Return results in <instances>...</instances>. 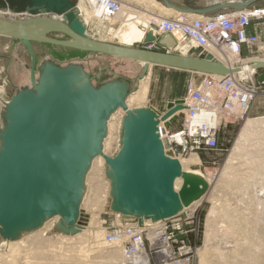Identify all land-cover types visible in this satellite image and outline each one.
<instances>
[{"label":"water","instance_id":"obj_1","mask_svg":"<svg viewBox=\"0 0 264 264\" xmlns=\"http://www.w3.org/2000/svg\"><path fill=\"white\" fill-rule=\"evenodd\" d=\"M181 13L203 14L230 4L207 8L184 2L160 0ZM256 0L232 6L238 9ZM78 0H0V37L19 42L29 56V84L15 86L0 110V246L41 229L53 218L57 234L75 235L86 225L82 208L86 176L94 158L104 160L109 182V209L123 218L158 220L177 215L205 196L208 182L182 169L180 162L165 153L158 133L157 113L152 108L129 109L128 80L112 78L92 83L90 71L81 63H58L53 58L38 61L35 42L83 50L141 65L140 80L148 65L213 75L236 71L216 60L209 52L174 53L175 40L164 33L157 45L169 52L146 50L125 41L114 44L94 40L79 24ZM25 14L14 18L4 13ZM3 13V14H2ZM54 16H63L56 20ZM61 34L66 40L49 38ZM154 40L147 29L143 42ZM140 42V41H139ZM138 43V42H137ZM136 44V43H135ZM255 68L264 62L253 63ZM95 76L106 78L104 70ZM182 100L168 101L161 120L183 108ZM118 109L124 110L118 130V149L103 152L107 123ZM180 180L179 188L175 181Z\"/></svg>","mask_w":264,"mask_h":264},{"label":"rangeland","instance_id":"obj_2","mask_svg":"<svg viewBox=\"0 0 264 264\" xmlns=\"http://www.w3.org/2000/svg\"><path fill=\"white\" fill-rule=\"evenodd\" d=\"M122 1L128 3L132 2L131 4H135V1L132 0L131 1L122 0ZM156 1L161 3L160 0H156ZM179 1L184 2L186 6H190V7H194V6L196 7L198 4L203 3L202 0H177L176 2ZM226 3H228V0L225 1V4ZM141 5H138V7ZM155 5L154 7H150L149 10H152L154 12L153 13L154 15H157L158 14L157 12L161 14V12L163 11L162 10L159 11L160 5L158 4ZM139 8H143V5L142 7ZM196 8H203V7L198 6ZM75 11L77 12V9ZM78 16L82 18L81 12L79 10H78ZM162 16L172 17L173 14L169 13L167 14V16L166 15H162ZM253 22L256 26H253L251 29H249V31L247 28V32L256 34L258 36L259 39L258 46L262 50H258L257 45L256 46L243 45L241 46L239 53L235 54V56H232V54H227V55L224 54L229 62L234 63L236 59L239 61H246L248 58L256 55L257 53L264 54V23L255 22V21ZM110 23H111V17L106 18L103 24H100V28H98L95 22L91 24L92 25L91 28H93L95 32L98 33V35L103 39L101 41L117 43L116 38H112V37L109 38ZM97 28L99 29L98 31L96 30ZM113 29H114V24H112V30ZM87 32L90 35L88 29ZM48 37L57 40H66V38L61 34H50L48 35ZM94 37L95 39L97 38V36ZM12 43L13 41L11 39L0 37V86H4V91L0 93V110L2 109L3 102L9 100V98L14 93L15 86L18 85L20 86V84L21 85L29 84L28 70L25 66V65H29V56L25 48L19 42H15L14 48L11 49ZM135 43L137 42H134V45H137ZM33 45L38 61H41L42 59L49 57L55 59L60 64H65L67 62H77L83 64L86 71H90L92 76V83L94 85H99L103 83L105 80L112 78H123L128 80L130 83L131 89L129 94L134 92L135 89L137 88V84L139 81L138 75L140 74L141 71V64L135 61L114 58L110 56L93 54V53H87L82 56L73 55L72 49H67L54 45H47L39 42H35ZM95 70H104L107 75L106 78L104 80L97 78L95 76ZM147 73H149V77H150L149 91L145 102L140 107H152L155 110H159L160 108L165 107L168 101H173L176 99L183 98V96L187 92V88L190 80H193L195 84H198L200 79L199 76L193 75L187 71L169 69L159 66H151L147 68L145 74ZM257 97L258 98L252 104V107L249 113L247 114V116H244V118H242L241 120H234L231 118L221 119V122L219 124L217 147L212 150H201L192 153V154H196L200 161L197 165L192 166L191 169L196 170L202 173L203 175L217 176L216 179H218V175L221 173L222 168L225 166V163L227 162L226 159H228V156L231 153L230 152L231 148L233 147L237 139L238 133L241 127L243 126L245 120L248 117L255 118L258 116H264V96L259 95ZM162 110L165 111V109ZM122 115H124V113H122V111L119 110L117 113H115L114 117L112 118V123H113L112 130L110 132V137L106 145L107 155L115 154L118 149V130ZM182 121H183V115L180 114L178 117L173 118L170 122H168L167 125H170V129L173 130L178 128L179 123H181ZM247 144H248L247 145L248 152H249V148L250 151L253 150L256 152L257 150H259V147H262L263 153L258 154V156L264 157V135H262L261 138L260 137L251 138L247 142ZM254 154L257 155L256 153ZM187 156L188 154L185 157ZM234 166L236 167V169H229L227 174L236 176L231 178H239V179H233L234 183L232 184L228 182L230 180H228L225 183L226 181L225 178L215 182L211 181V185L207 195H205L204 198L198 204L190 206L189 214L186 215L182 214L180 216V220H181L180 229L175 234L174 239H172L174 253L176 256H178L179 250L182 246L188 247L190 251L186 254V256L180 255L174 261H178L185 257H189V260L192 261L191 264H198L199 261L198 255L200 251L202 252V250L206 248L208 250L210 249L209 254L211 253L210 257L213 263L215 264L223 263L222 260H220V258L217 255L219 250L221 251L223 250L222 252L228 255L227 258L229 260L228 262L231 263L232 259L236 258V257H232V252H233L231 250L232 248L238 251L239 256H237L238 258H236L235 260L238 263L252 264L251 260L256 259L254 264H264V261L262 262V260H264V225H263L264 196L262 195L264 190L261 191L259 189L260 185L264 186V169H260L259 167L256 166L255 163H251L250 160L247 161L246 165H241V167L240 165L237 164ZM102 168L103 165L97 166L94 171H92L93 168L92 169L90 168V171H92V173L90 174V178L91 176L93 178H91L87 182V187L88 186L89 187L85 195L86 198L85 203L87 202V197L89 198L92 196V192H93L92 188L94 186L93 183L96 182L95 176L97 175V178L100 176L102 182H105L106 180L102 175L103 174ZM251 170H255L256 174H251V177H247L248 175H250ZM88 202L86 204L84 203L83 205V209H86V211H88L87 208ZM213 203H215V206L218 207V210L223 208L221 210L226 209L227 211H229V212H227L226 210L225 212L222 211L225 213V215H227L228 213L230 214L227 217L224 216V218L225 217L229 218L230 216V218L232 217V219H228L229 223L227 224L226 218L225 220H223V216H220V219H218L219 218L218 216L217 217L218 230L217 229L214 230L213 232L214 234L211 236V239L206 244L204 239L205 230H206L205 227L206 217ZM224 206L226 208H224ZM103 211L106 212L109 211V209L106 208ZM101 212H97V214L99 220L103 221V222L101 221V226L103 227V229H101L103 232L102 233V240H103V234L106 231L105 228L109 227L110 230L111 228L110 222L116 224L117 219L113 218L111 214L105 215V214H101ZM221 218L223 222H221L222 221ZM55 222H56V218H53L52 220L47 222L48 224L42 230V232L35 231L31 234L24 235L22 238H20L19 240H24L23 241L24 244L22 245L20 244L16 246L17 250L15 249L16 251V252L14 251L15 254L14 252H12L13 253L12 255H14L13 264H33V263L34 264H58V263L64 264L69 262L68 261L69 259L67 258L68 255L84 257V259H86L85 264H106V258L109 259V256L107 255L109 254V252H105V251H109L111 250V248L118 249L119 251V252L117 251L118 253L117 255L119 256L116 259V261L114 260V262H117V264H122V262L124 264H132V262L128 263L125 260H123L122 258L123 254L121 250H119L120 248L116 245L113 246L106 244L105 251L103 250L102 252L100 251L101 253H99L95 250L91 251L90 249L91 246H87L86 245L87 243H81L80 241H74L72 243L71 242L68 243L66 241L67 244H65L64 242L61 243L59 239L60 234L55 233L54 230L52 229V226L54 225ZM225 223L227 225L225 226L226 228L224 227ZM229 224H232L231 225L232 228L228 229ZM218 226L221 227V232L219 229L220 227L218 228ZM222 228H224V230ZM97 229L98 228L92 226L89 228V231H91L92 233ZM225 229H227V232ZM228 230L230 231L228 232ZM85 237L89 239L91 244L92 242H94L93 241L94 238L92 237V235H90V237L86 235ZM181 241H185L186 244L181 246ZM8 249L9 247L8 244L6 243L0 246V256L2 255L0 259H2V257H4L5 255V257H7L9 260L10 251H8ZM229 250L230 252L232 251L231 254H229ZM93 251L94 253L95 252L96 253L95 254L92 253ZM104 253L108 257H106ZM6 254L8 255L6 256ZM245 256H247V258Z\"/></svg>","mask_w":264,"mask_h":264},{"label":"built area","instance_id":"obj_3","mask_svg":"<svg viewBox=\"0 0 264 264\" xmlns=\"http://www.w3.org/2000/svg\"><path fill=\"white\" fill-rule=\"evenodd\" d=\"M243 1L246 0H228L230 6L198 16H189L185 13L173 14L172 17L163 16L166 21L160 24L152 19L154 40L145 43L142 48L169 52V50L156 43L157 38L164 33L171 35L176 42L172 51L181 54L192 53L195 49L209 52L205 45H210L211 47L232 51L235 55L239 53L243 45L258 46V36L248 33L247 28L252 21L264 23V4L259 6L249 5L241 9L232 6ZM99 2H102L105 6H103L104 9L106 8L102 17L105 20L113 17L117 9L115 1L99 0ZM156 29L158 34L155 32ZM179 41H183V44L176 50ZM143 43V40H141L136 44L142 45ZM258 50L262 49L258 46ZM249 59L264 62V54L257 53L247 60ZM234 68H236V73L232 72L228 75L191 73L199 76L200 79L198 84H195L193 80L189 82L187 92L183 96L184 112H182L183 109L177 111V114L175 113L174 116L163 121L161 116L164 111H157L160 121V125L159 123L157 125L158 133L159 136L161 135L160 139L161 137L166 139V147L170 152L185 157L187 154L190 155L197 151L215 149L221 119L241 120L244 116H247L252 104L258 98L257 96H264V66L254 67V70L247 74L238 72V67ZM202 110L209 113V118L212 121L192 122L190 119ZM180 114L183 115V121L179 123L178 130L170 129V125H167V123ZM160 127L162 128L160 129ZM103 177L105 178L104 172ZM87 189L86 183V193ZM189 208L183 209L170 218L156 222L149 220V223L143 222L146 220L136 218H123L120 214L113 213L110 210L103 211L101 214H111L113 218L117 219L116 224L110 222V230L109 227L105 228L103 242L118 246L123 254V260L128 263L133 261L134 254L138 252L139 247L144 245L146 260L142 264H191L192 261L189 260V257L174 261L180 255L186 256L190 251L188 247L182 246L186 244L185 241H181L182 247L178 256L174 253L172 243V239H174L181 226L180 216L189 214ZM154 231L157 232L158 238L152 243L153 250H151L149 248L150 241L145 235ZM137 244L141 245L137 246Z\"/></svg>","mask_w":264,"mask_h":264},{"label":"bare ground","instance_id":"obj_4","mask_svg":"<svg viewBox=\"0 0 264 264\" xmlns=\"http://www.w3.org/2000/svg\"><path fill=\"white\" fill-rule=\"evenodd\" d=\"M113 1H115L114 3L117 4V9L114 12L115 13L114 16L111 17L110 36H109V38L110 37L116 38L117 39V43L116 42H108V41H106L107 43L120 44V43H124L125 41H128L130 43L139 42V41L143 40V38L145 37L147 29L150 28V27L153 28L152 19L155 20L158 24H160L161 22H165L166 21L165 18H162L163 17L162 15H166L167 16V14H169V13H171V14H181V12H178V11L174 10L172 7H167L166 5L160 3V2H158L156 0H132V1H135V4H131L132 2H129V3L128 2H124L122 0H113ZM228 3H226V4H228ZM141 4L143 5V8H139V7H142ZM155 4L160 5L159 6L160 7L159 11L160 10L163 11V12H161V14H159V12H157L158 14L154 15L153 14L154 12L152 10H149L150 7H154ZM138 5H141V6L138 7ZM103 6L104 5L102 4V2H99V0H78L77 7H76L77 10H79L81 12V16H82V18H79V24L82 27H84V29H88V31L90 32L91 37L94 40H98V41H101L103 39L98 35V33L95 32V30L93 28H91L92 27L91 24L93 22H95L97 24L98 28H100V24H103L105 19L102 16H103L104 12L106 11V8L104 9L105 6L104 7ZM4 14H6V16H11V17H14V18L27 17V15H25V14H14V15H12L9 12L8 13H4ZM187 14L189 16L201 15V14H189V13H187ZM158 15H160V16H158ZM54 18L56 20H63V16H54ZM117 21H118V24H116ZM112 24H114V29L113 30H112ZM146 27H148V28L146 29ZM94 28H95V25H94ZM98 28L96 29L97 31L99 30ZM155 32H156V34H158L157 33V29H156ZM94 36H97V38L95 39ZM175 37L177 38V36H175ZM101 42H105V41H101ZM182 44H183V41H179L178 42V46L176 47V50L179 49V47ZM143 45L145 46V43H143L142 45L140 44V45H136V46L142 48ZM205 46H206L207 50L209 51V53L216 60H218L221 63L225 64L229 68L238 67L239 68L238 72H241L243 74L250 73V72H252L254 70L253 63L256 62L257 59H249L247 61H239V60H237L235 58L236 61L234 63H231V62H229L227 60V58L225 57L224 54H226V55L227 54H232V56H235L232 53V51H230L231 52L230 53L229 51L227 52L224 48H219L218 49L217 47H211L210 45H205ZM33 47H34V45H33ZM143 49H144V47H143ZM222 51L226 52V53H223ZM139 64L142 65L143 63H139ZM151 66H154V65L150 64V65H148L147 68H149ZM189 72L190 73H195V74H203V73L192 72V71H189ZM149 83H150V77H149V73H147L138 81L137 88L135 89V91L132 92L131 94H129L128 98H126V104H127V107L129 109L130 108H139L145 102V100L147 98V95H148V91H149ZM3 91H4V86H0V93H2ZM180 100H182V102H183L184 99L181 98ZM7 101L8 100H6L5 102H7ZM146 108H148V107H146ZM149 108H152V107H149ZM152 109L157 113L158 110H155L154 108H152ZM119 110H121L122 113H124V110L118 109L116 112H114L111 115L110 119L108 120L107 128H108L109 133H107V136L105 137V139L103 141V152H104V154H106V145H107L108 139L110 137V132L112 130V125H113L112 118L114 117L115 113H117ZM182 112H184V109L182 110ZM174 115H175V113H174ZM174 115H172V116H174ZM172 116H170L169 118H171ZM157 118H158V115H157ZM173 118H175V117H173ZM166 120H163V121H166ZM190 120L192 122H194V123H199L200 121H207V122L212 121L209 118V113H207V111H205V110H202L200 113H197ZM159 125H160V121H159ZM161 128L162 127H160V129ZM175 130H178V129H175ZM262 135H264V116H258V117H255V118L248 117L245 120L243 126L241 127V129H240V131L238 133L237 139H236L233 147L231 148V151H230L231 153L228 156V159H226L227 162L225 163V166L222 168L221 173L218 175V179H216L217 176L213 175L214 176L213 177V176H210V175H203L202 173L191 169L192 166L197 165L199 163V161H200L196 154H192L191 153L187 157L178 156L174 152H170L167 149V147H166V139H163V137H161V141H162L163 148H164V151H165L166 154H168L170 157L176 158L180 162L183 170L191 171V172H194V173H197V174H202V176L208 182V185H209V188H210L211 181L215 182V181H218V180H221V179L225 178V180H226L225 183L228 180H230L228 182L232 184V183H234L233 179H239V178H231V177H236V176L227 174L229 169H236V167L234 166L236 164L240 165V167H241V165H246L247 161L250 160L251 163H255L256 166L259 167L260 169H264V166H263L264 157L258 156V154L263 153L262 147H259V150H257L256 152L253 151L252 149H251L252 151H250V148H249V152H248V148H247V145H248L247 142L251 138H259V137L261 138ZM178 140H180V139L178 138ZM166 150H168V151H166ZM254 153H256L257 155H255ZM257 156H258V159H257ZM99 165H103L102 170L104 172V160H103V158L101 156L96 157V158L93 159L92 165H91V169L93 168L92 171H94L96 169V167L99 166ZM92 171L88 172V174L86 176V183L91 178H93L92 176L90 178V174L92 173ZM251 174H256L255 170H251L250 171V175H248L247 177H251ZM99 177L97 178V175L95 176L96 182L93 183L94 186L92 188V191H93L92 192V196L89 197L90 199L87 197V202L89 200V202L87 204L88 211H86V209H83L84 212L88 215V219H87L86 225L83 226L82 229L80 230V232H78L75 235H59V239H60L61 243L64 242L65 244H67L66 241L68 243H70V242L72 243L74 241H80L81 243H87L86 244L87 246H91L90 247L91 251L95 250V251H97L99 253H101L103 250L105 251L106 244L102 242L103 241L102 240V233L103 232L101 230V229H103V227L101 226V221L102 220H99L97 212H101V211H103L106 208L109 209V182L106 181V180H105V182H102L101 181L102 180L101 177L100 178ZM226 177H227V179H226ZM179 186H180V180L177 179L175 181V188L177 189V188H179ZM259 189L261 191L264 190V186L260 185ZM207 193H208V191H207ZM207 193L205 195H207ZM262 195L264 196V192L262 193ZM203 198L204 197H202L198 201H195L191 206H193L195 204H198ZM85 199L86 198L84 197L83 202H82V208H83V205L85 203ZM222 207H223V204H222ZM224 208H226V207L224 206ZM221 209H223V208H221ZM221 209L218 210V207L215 206V203H213V205L209 209V212H208L207 217H206V224H205L206 230H205V238L204 239H205L206 244H207V242H209V240L211 239V236L214 234L213 233L214 230L217 229V221H218V219H220V216H223V220H225V218L228 215H230L229 213L227 215H225L224 212H225L226 209L225 210H221ZM222 211H224V212H222ZM227 212H229V211H227ZM116 214H118V213H116ZM218 216H219V218L217 219ZM224 216H226V217L224 218ZM226 219H227V224H228L229 223L228 219H232V217L230 218V216H229V218H226ZM221 220H222V218H221ZM223 220L221 222H223ZM143 222L149 223L150 221L146 220V221H143ZM47 224L48 223L46 222L44 224V226L41 229L37 230V231L38 232H42V230L46 227ZM231 225L232 224L228 225V229L232 228ZM92 226L95 227V228H98V229L91 233V231H89V228L92 227ZM225 226H227L226 223H225L224 227ZM219 227L220 226H218V228ZM219 229H220V232H221V227ZM222 229L224 230V228H222ZM225 230L227 232V229H225ZM229 231L230 230H228V232ZM226 232H225V234H226ZM222 233H223V231H222ZM86 235H88L89 237H90V235H92V237L94 238V240H93L94 242H92V244L89 241V239L87 237H85ZM145 236L150 241L149 248L151 250H153L152 243L156 240V238H158L157 232L154 231V232H151V233H147ZM23 241L24 240H16V241H8V242H6V244H8V247H9L8 251H10V253H9L10 257H9V260H8V258L5 257V255H4V257H2V259H0L1 260L0 264H13V261H14L13 260L14 259L13 256L14 255H12L13 254L12 252L15 251V249L17 248L16 246H18L20 244L21 245L24 244ZM142 243H143V241H142ZM139 245H141V244H137V246H139ZM209 250L204 248V250H202V252L200 251V253L198 255V257H199L198 264H215V263L212 262V259L210 257L211 253L209 254ZM231 250L233 251V252L231 251L232 252V257L238 258L237 257V256H239L238 251H236V249H232V248H231ZM117 251H118V249H112V248L109 251H105V252H109V254H107L109 256V259L106 258V264H117V262H114V260L116 261V259L119 256V255H117L118 254ZM222 251L219 250L217 255L220 258V260H222L223 263H225V264H240L237 261H235L236 258H233L231 263L228 262L229 261L227 259L228 255L225 254ZM15 252H14V254H15ZM231 252L229 250V254H231ZM92 253H94V251ZM7 255L8 254H6V256ZM107 255L105 254L106 257H108ZM153 255H155V254L153 253ZM156 255L158 256V253ZM245 257L247 258V256H245ZM15 258H16V256H15ZM67 258L69 259L68 260L69 262L67 261L68 263H64V264H85V262H86V259H84V257H78V256H75V255H72V256L68 255ZM144 260H146V253H145V249H144V245H143V247H139L138 252L134 254V258H133L132 264H142V262ZM224 261H226V262H224ZM251 261H252V264H254L256 259L255 260L253 259ZM263 261L264 260H262V262ZM122 264H124V263L122 262Z\"/></svg>","mask_w":264,"mask_h":264},{"label":"crops","instance_id":"obj_5","mask_svg":"<svg viewBox=\"0 0 264 264\" xmlns=\"http://www.w3.org/2000/svg\"><path fill=\"white\" fill-rule=\"evenodd\" d=\"M225 1H227V0H202V2L203 3H200V4H198L196 7H203V8H207V7H212V6H215V5H221V4H225ZM263 1L264 0H256V1H254V2H252L250 5L252 6V5H256V6H259V5H263L264 3H263ZM195 7V6H194ZM253 22V21H252ZM250 23V26L248 27V31H249V29H251L253 26H256L255 24H254V22L253 23ZM117 23H118V21H117ZM21 85V84H20ZM24 85H26V84H24ZM19 86V85H18ZM166 106V105H165ZM165 107H162V108H160L159 110H162V109H164ZM177 129V128H176Z\"/></svg>","mask_w":264,"mask_h":264},{"label":"trees","instance_id":"obj_6","mask_svg":"<svg viewBox=\"0 0 264 264\" xmlns=\"http://www.w3.org/2000/svg\"><path fill=\"white\" fill-rule=\"evenodd\" d=\"M72 51H73L72 52L73 55H80V56L85 55L87 53H91V52H87V51H83V50H72Z\"/></svg>","mask_w":264,"mask_h":264}]
</instances>
